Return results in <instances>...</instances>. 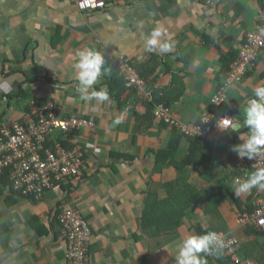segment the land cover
Segmentation results:
<instances>
[{
	"label": "crops",
	"instance_id": "0c3cea01",
	"mask_svg": "<svg viewBox=\"0 0 264 264\" xmlns=\"http://www.w3.org/2000/svg\"><path fill=\"white\" fill-rule=\"evenodd\" d=\"M111 3L89 12L80 11L72 0H0V114L5 119H21L34 103L53 102L61 117L86 116L97 127L95 131L87 127L55 135L87 150V168L71 192L61 195L51 189L39 200L16 199L7 188L0 196V264H69L72 252L58 220L64 203L78 206L90 224L88 264H175L177 245L198 234L197 224L218 233L242 235L246 247L256 255L263 254L257 236L244 237L245 224L238 221V202L245 204L253 191L264 199V190L257 188L238 198L234 195L237 179L247 178L234 177L238 162H251L231 150L240 143L239 133L226 131L220 141L200 142L197 161L182 169L169 162L158 164L153 151L171 144L172 127L155 124L138 134L136 115L144 114L146 108L142 101L130 100L121 108L111 95L106 102L82 99L75 64L79 50L96 49L105 54L109 71L94 86L99 91L117 74V58L125 55L144 67L150 85L171 102L173 116L185 124L197 123L211 109L212 97L225 78L223 55L239 52L247 34L262 25L264 0ZM156 26L167 30L163 39L175 41L173 52L146 50L145 36ZM262 85L264 51L245 79L230 88L224 110L242 120L247 100ZM21 90L22 98H10ZM192 140L181 138L177 161L185 159ZM113 153L135 158L114 157ZM227 182L233 197L219 200L218 186ZM170 187L176 207L179 204L173 194L189 187L199 190L202 198L167 221L147 224L143 212L149 196L165 199ZM206 261L222 264L223 257L207 256Z\"/></svg>",
	"mask_w": 264,
	"mask_h": 264
},
{
	"label": "built area",
	"instance_id": "2783aa9c",
	"mask_svg": "<svg viewBox=\"0 0 264 264\" xmlns=\"http://www.w3.org/2000/svg\"><path fill=\"white\" fill-rule=\"evenodd\" d=\"M80 11H94L106 8L114 0H72ZM262 25L247 35L246 42L231 69L225 75L224 86L212 97L211 109L206 110L203 119L197 123L185 124L173 116L169 106L161 103L156 106L155 113L164 118L175 129L190 138L200 142H216L222 139L226 131L216 126L220 117L233 118V114L224 110L228 100V89L241 82L257 65L264 49V8L261 12ZM119 73L124 77L126 86L135 89L142 99H152L148 85L132 62L120 55L116 61ZM222 109V110H221ZM218 110L222 114L218 115ZM96 130L95 122L85 117L58 114L55 104L34 103L31 111L21 119L7 118L0 123V178L9 174L16 188H23L26 194L39 198L46 190H55L62 195V182L77 179L85 170L83 149L79 146L67 148L62 139H56V134H71L84 128ZM255 168L264 167V157L253 159ZM237 180H243L238 178ZM257 196V195H256ZM257 209L251 215H240L238 221L242 224H256L264 229V199L258 197L255 201ZM58 220L67 236L70 251L69 264H88L87 251L92 240V230L81 210L71 203L60 206ZM224 240L223 251L231 257L233 264H258L252 259H242L239 256L241 248L237 236L220 233Z\"/></svg>",
	"mask_w": 264,
	"mask_h": 264
},
{
	"label": "trees",
	"instance_id": "16d2710c",
	"mask_svg": "<svg viewBox=\"0 0 264 264\" xmlns=\"http://www.w3.org/2000/svg\"><path fill=\"white\" fill-rule=\"evenodd\" d=\"M245 41H246V39L244 40V43H245ZM244 43H243L242 47L244 46ZM242 47L240 48L239 52H237V53L233 52V53H227V54L223 55V57H222V63H224L223 64V75H226L227 72L231 69L233 62L238 58V56L242 50ZM257 63H258V61H257ZM133 66L138 70V72L140 73V75L143 78L147 79L144 67H142V65L133 64ZM148 83H149V86H151L150 80H148ZM224 83H225V78H223V83L219 85L215 94L218 92V90H220V88L222 86H224ZM239 83L240 82H238V84ZM105 85L108 89L109 95L113 96L114 98H116L118 100V103L120 104L121 108L126 106L130 100H133L136 103L139 101L143 102V104L146 107L145 113L141 114L138 112L136 115V120H135L137 122L136 132L138 134H141V133L143 134V133L147 132L148 129H150L152 127V125H155V124L159 127H162V128L172 127L174 135L171 138V140L169 141L171 144L168 143L164 148H161L157 151H153L156 155V162L158 164H164V163L169 162V163L175 165L176 168L182 169L184 167V165L188 164L189 162L197 161V157H198L197 153L199 150L198 147H200V144H201L200 140L197 138H193V140H192L193 144H191L192 147L190 149V152L187 154V156L185 157L184 160L177 161V159L175 158V153L179 147L180 140H181V138H183L184 135L179 133L175 129V127H173L169 123H167L164 120V118H160L159 122L156 123V120L158 117L155 113L156 106L161 104V103L165 104L166 106H170L171 102L169 100H167L166 97H162V95L160 93L156 92L157 90L153 86L150 87L152 89L153 98L151 100L150 99H142L138 96L137 91L135 89H131V88H128L126 86L125 79L119 73L118 69H117V74L110 76ZM98 90H101V87H99ZM229 91H230V89H228V92ZM23 93L24 92L21 90L16 95H10V98H13V99L14 98H22L21 96L23 95ZM126 93L128 94L127 96L125 95ZM41 102L44 103L43 101H41ZM211 102H212V100H211ZM221 110H218V112H217L218 115L222 114ZM82 117L89 119V117H86V116H82ZM4 120H5V114L1 113L0 114V123L3 122ZM89 120H91V119H89ZM147 121H148V123H146ZM71 146H74V145L71 144ZM69 147H70V145H69ZM113 155H114V157L119 156L122 158H127L129 156V158L132 160H133V158H135V155H133V154L128 155V154H122V153H113ZM84 157H86V154L83 156V158ZM180 164H182V166ZM255 169L256 168L253 165V163L250 162V164L249 163L246 164V163L239 161L237 172H234L235 173L234 177L237 178V177H245V175L248 176V174L250 172L254 171ZM75 180H76V178L72 179L69 182L64 181L61 183L62 188L66 193L72 191ZM230 182H232V181H229V183ZM229 183L227 182V185L224 184L223 186H220V185L218 186V188H219L218 191H221V193L218 194L219 200H223L226 198L232 199L231 196L233 197V193L231 192V188H230ZM172 187L169 188L170 189L169 197H167L165 199H161L158 195L155 196L153 194L149 196V202H148L147 208L143 212V216H144L143 220L147 224H149L150 221H155L154 224L162 223L163 221H167V220H169V218L172 215L180 214L186 208H188L192 203H195L196 201H199L202 198V193H200L199 190H197L196 188L189 187L187 191H183L181 193H179V191H178L177 193L173 194L174 199L178 200V204H179V207H176L175 203L172 200V195H171ZM7 188L12 193L10 196L11 198L17 197L16 199H19V197H26V198L33 199V200H39L42 198V197L37 198L34 195L26 194L24 192V189L21 187L16 188L13 185V182H12L9 174L4 175L0 178V196L5 194L4 191H6ZM47 191L48 190H46V192ZM178 193H179V195H178ZM258 197H259L258 195L256 196V192L253 191L252 194H250V196L247 197L248 199L245 201V204L242 203L243 204L242 205L240 202H238L239 203L238 207L240 209L239 213L241 215H244V214L251 215L252 213H254L258 207L257 204L255 203V200ZM185 199H187V200H185ZM184 200H185V202L183 203ZM169 210H170V212H169ZM196 227H197L198 234H203L205 231H214L211 228L203 227L201 224H197ZM244 227H246L243 229L244 237H249L251 235L257 236L256 242L261 243L262 249L264 251V229H259L256 226V224H253V223H251V224L249 223V224L245 225ZM227 234H230V233H227ZM230 235L237 236L234 233H232ZM237 237L241 243V248L238 252L239 256L242 259H252L254 261H257L258 264H261L264 261V253L261 255L260 254L259 255L254 254V251L251 250L250 246L246 247V243L243 241L242 235L238 234ZM251 243H249V244H251ZM220 255H221V257H223V263L222 264H226V263L227 264H233L231 257L226 256V254L224 252H222ZM224 260L226 262H224Z\"/></svg>",
	"mask_w": 264,
	"mask_h": 264
},
{
	"label": "clouds",
	"instance_id": "9594fccd",
	"mask_svg": "<svg viewBox=\"0 0 264 264\" xmlns=\"http://www.w3.org/2000/svg\"><path fill=\"white\" fill-rule=\"evenodd\" d=\"M166 34L167 30L161 26L153 28L145 36L146 50L157 54L173 52L175 41L163 39ZM77 56L78 61L75 64L76 79L78 81L77 91L80 93L81 98L84 100L95 99L100 102L108 101L110 96L107 87L105 86L99 91L94 87L101 76L109 71L106 66L105 54L96 49L85 48L79 50ZM253 92L254 95L247 100L243 108L242 120L236 117H220L216 121V126L220 130L229 133H239L240 143L233 145L231 150L236 152L241 160L245 158L259 160L264 157V85L257 86ZM209 119L201 118L200 120L206 122ZM242 128H246L247 132H241ZM62 141L69 149L76 146L81 147L83 149V156L87 153L86 148L79 143L67 144V141L63 139ZM71 144L74 146H71ZM83 159L86 163L85 157ZM83 172L84 170L77 179L81 177ZM253 188L264 190V167L256 168L248 174L246 179L238 180L233 192L235 197L238 198L241 194L249 193ZM224 246L222 235L216 231H205L203 234L189 235L183 238L177 245L175 264H207L206 257L221 254Z\"/></svg>",
	"mask_w": 264,
	"mask_h": 264
},
{
	"label": "rangeland",
	"instance_id": "374dc122",
	"mask_svg": "<svg viewBox=\"0 0 264 264\" xmlns=\"http://www.w3.org/2000/svg\"><path fill=\"white\" fill-rule=\"evenodd\" d=\"M14 119H16V118H14ZM97 128V127H96Z\"/></svg>",
	"mask_w": 264,
	"mask_h": 264
}]
</instances>
